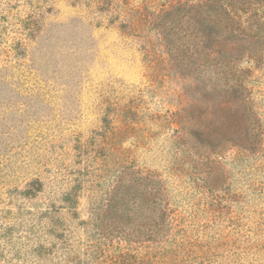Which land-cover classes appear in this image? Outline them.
<instances>
[{"label":"rangeland","instance_id":"374dc122","mask_svg":"<svg viewBox=\"0 0 264 264\" xmlns=\"http://www.w3.org/2000/svg\"><path fill=\"white\" fill-rule=\"evenodd\" d=\"M196 1L0 0V264H264V39Z\"/></svg>","mask_w":264,"mask_h":264},{"label":"trees","instance_id":"16d2710c","mask_svg":"<svg viewBox=\"0 0 264 264\" xmlns=\"http://www.w3.org/2000/svg\"><path fill=\"white\" fill-rule=\"evenodd\" d=\"M256 1L264 5V0ZM245 4L244 0H197L183 5L182 12L190 26L189 34H196L199 38L198 42L189 41L188 49L192 52L191 56H233L232 52L237 50L235 49L237 46L253 43L255 38L264 39L257 31L264 29L260 20L252 22L250 17L246 19L247 22L244 21L242 14L247 13ZM173 12L166 13V16H171ZM254 29L256 32L252 33ZM226 103L218 102L216 105L227 109L229 105ZM235 105L237 115H242L247 103L240 100ZM40 189L41 183L34 181L21 192V195L31 198ZM107 208H111V205Z\"/></svg>","mask_w":264,"mask_h":264}]
</instances>
